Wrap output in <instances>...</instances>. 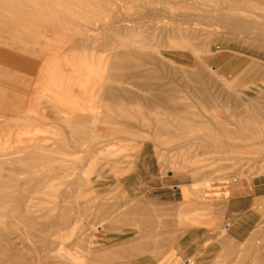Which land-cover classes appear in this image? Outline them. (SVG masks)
Returning <instances> with one entry per match:
<instances>
[{"label":"rangeland","instance_id":"374dc122","mask_svg":"<svg viewBox=\"0 0 264 264\" xmlns=\"http://www.w3.org/2000/svg\"><path fill=\"white\" fill-rule=\"evenodd\" d=\"M0 264H264V0H0Z\"/></svg>","mask_w":264,"mask_h":264}]
</instances>
